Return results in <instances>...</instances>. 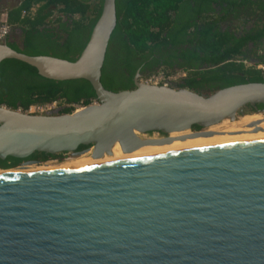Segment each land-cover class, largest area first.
Instances as JSON below:
<instances>
[{
	"label": "water",
	"instance_id": "water-1",
	"mask_svg": "<svg viewBox=\"0 0 264 264\" xmlns=\"http://www.w3.org/2000/svg\"><path fill=\"white\" fill-rule=\"evenodd\" d=\"M116 22L115 0H102L73 61L28 55L0 42V62L23 61L53 80L83 78L98 99L70 113L33 114L0 105L1 159L40 164L28 159L35 151H91L95 157L111 154L116 143L132 152L170 143L174 132L233 121L250 114L248 106L252 113L264 111L257 107L264 105V81L205 95L143 83L137 72L135 88H105L101 69ZM148 132L166 136L139 135ZM212 134L198 130L177 138ZM0 264H264V139L4 177Z\"/></svg>",
	"mask_w": 264,
	"mask_h": 264
},
{
	"label": "trees",
	"instance_id": "trees-1",
	"mask_svg": "<svg viewBox=\"0 0 264 264\" xmlns=\"http://www.w3.org/2000/svg\"><path fill=\"white\" fill-rule=\"evenodd\" d=\"M36 4L32 14L20 17ZM115 7L117 22L100 77L109 90L133 89L137 72L140 79L160 69L165 75L185 72L174 81L176 87L205 95L234 84L264 81V70L257 68L264 63V0H115ZM101 9L102 0H22L7 12L12 32L6 43L28 55L73 61ZM255 57L259 63L245 64ZM92 99L98 101L83 78L53 80L23 61L0 62V105L26 111L32 104L62 100L66 105L59 112L70 113L73 104L87 105ZM246 111L255 109L248 106ZM61 154L35 151L28 159L41 162ZM21 160L0 158V168Z\"/></svg>",
	"mask_w": 264,
	"mask_h": 264
},
{
	"label": "bare ground",
	"instance_id": "bare-ground-1",
	"mask_svg": "<svg viewBox=\"0 0 264 264\" xmlns=\"http://www.w3.org/2000/svg\"><path fill=\"white\" fill-rule=\"evenodd\" d=\"M208 129L218 130L210 136H198L194 138L179 139L177 138L184 132H174L170 136L174 139L170 143L144 145L132 152H125L121 149L119 143L114 144L111 154H103L100 156L84 157V154L77 157H68L62 162L47 161L42 164H26L10 169H0V179L30 173H44L54 171H69L87 169L103 164L133 160L136 158L147 157L166 152L177 151L181 149H189L203 146L227 144L232 142H241L246 140L264 139V114L252 113L240 116L237 119L223 120L217 125L211 126ZM86 155V154H85ZM16 172V173H15Z\"/></svg>",
	"mask_w": 264,
	"mask_h": 264
},
{
	"label": "rangeland",
	"instance_id": "rangeland-1",
	"mask_svg": "<svg viewBox=\"0 0 264 264\" xmlns=\"http://www.w3.org/2000/svg\"><path fill=\"white\" fill-rule=\"evenodd\" d=\"M245 64L246 65H249L248 61H246ZM184 73L185 72H183V71H176L173 74L165 75L164 71L162 69H160V70H158L155 73V75H162V76H164L166 78V80L164 82L166 83L167 86L176 87V84L173 82L174 79H178L179 77L183 76ZM65 105L66 104L62 100H58V101H55V102H48V103H44V104H35L27 112L28 113H33V114L55 113V112H59L60 109L62 107H64ZM248 113L252 114V112H248ZM258 113L264 114V111L258 112ZM238 117H240V116H238ZM238 117H236V119ZM198 130H210V131H213L214 133H220V132H216L218 130L215 131V130H211V129H205V128H200L199 129V127H193L190 130H186L187 132L185 134H190V133L195 132V131H198ZM139 135H140L141 138H144V139H147V138H162V137H164L162 135V133H157V132H148V133L139 134ZM180 135H182V134H180ZM88 156H91V151H88V152L84 153V157H88ZM68 157H77V156L72 155L70 153H63L60 156L53 157V158H49V159H47L45 161H41L40 164H42L44 162H47V161L62 162L63 160H65ZM22 161L23 160L19 161L15 166H12V167L14 168V167H18V166H21V165H26ZM12 167H9V168H12Z\"/></svg>",
	"mask_w": 264,
	"mask_h": 264
},
{
	"label": "built area",
	"instance_id": "built-area-1",
	"mask_svg": "<svg viewBox=\"0 0 264 264\" xmlns=\"http://www.w3.org/2000/svg\"><path fill=\"white\" fill-rule=\"evenodd\" d=\"M34 11H35V5H32V7L29 9V11L23 10L21 12V17L32 14ZM11 32H12V25L8 21V15H7V13H2L0 16V42L6 41V39L11 35ZM257 67L264 70V64H259ZM184 75H185V73H184ZM165 80H166V78L164 76L155 75V74H153L149 77H146V78H140V81L143 83L155 84V85H166V83L164 82ZM175 80H177V79H174V81ZM53 102H55V101H53ZM96 103H97V100L92 99L89 104H96ZM89 104H87V105H89ZM73 106H74V110H77V109H80L86 105H83L80 103V104H73ZM31 107L32 106H30L29 109H31ZM29 109L24 111V112L29 111ZM19 110H21V109L19 108Z\"/></svg>",
	"mask_w": 264,
	"mask_h": 264
},
{
	"label": "crops",
	"instance_id": "crops-1",
	"mask_svg": "<svg viewBox=\"0 0 264 264\" xmlns=\"http://www.w3.org/2000/svg\"><path fill=\"white\" fill-rule=\"evenodd\" d=\"M21 3H22V0H0V16H1L2 13H7L9 10L18 7ZM37 6H39V4L35 5V9L37 8ZM259 53H261V52H259ZM248 63H249V65L252 64V63H259V60H258L257 57L250 58ZM259 64H264V63H259ZM259 64H257V66Z\"/></svg>",
	"mask_w": 264,
	"mask_h": 264
},
{
	"label": "flooded vegetation",
	"instance_id": "flooded-vegetation-1",
	"mask_svg": "<svg viewBox=\"0 0 264 264\" xmlns=\"http://www.w3.org/2000/svg\"><path fill=\"white\" fill-rule=\"evenodd\" d=\"M12 89L20 90V89H18V88H12ZM33 105H35V104H32L31 106H33ZM262 109H263V108H262ZM262 109H259V110H262ZM199 129H200V128H199ZM157 133H161V132H157ZM162 135L165 136L166 134L162 133Z\"/></svg>",
	"mask_w": 264,
	"mask_h": 264
}]
</instances>
